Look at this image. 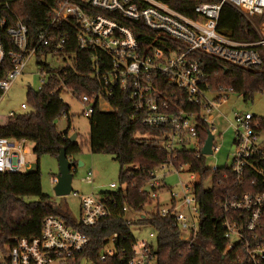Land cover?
<instances>
[{
  "label": "built area",
  "instance_id": "2783aa9c",
  "mask_svg": "<svg viewBox=\"0 0 264 264\" xmlns=\"http://www.w3.org/2000/svg\"><path fill=\"white\" fill-rule=\"evenodd\" d=\"M180 1L187 12L166 0H54L47 12L46 26L30 37L27 26L15 16L7 0H0V97L23 74L31 55L36 57L35 74L39 80L35 90H41L57 74L56 69L65 66L69 61L63 50L67 33L59 32L53 39L49 29L54 23L67 21L74 30L77 50L89 53L90 75L97 86L91 93L79 95L57 75L58 85L53 92H58L61 101L65 92L78 98L83 114L90 118L95 108L113 109L115 91L126 92L133 100L131 118L147 127L163 128L167 149H191L201 154L206 138L202 141L200 131L205 128L212 133L214 113L233 92L210 86L200 57L209 56L249 70L261 67L264 0H209L195 4ZM225 4L250 22L259 34L258 40L237 41L218 28ZM49 58H54L55 64H49ZM28 108L25 100L19 112L10 111L8 115ZM231 130L234 149L230 164L225 166L236 184L220 202L225 249L240 244L245 248L247 264H264V130L257 117L246 111L234 113ZM213 137L212 154L219 150L214 134ZM27 153L25 140L0 136V173L29 171ZM182 167L169 161L151 171L148 181L138 190H147L151 202L140 210L127 204L119 206L114 197L101 192H74L80 208L75 225L58 215H47L38 236L0 240V264H157L156 229L141 219L149 214L170 216L179 237L187 241H192L198 231L199 209L193 187L198 174L195 173L197 179L190 176V182L180 183L179 193L170 192L167 202H160L163 191H170L165 179ZM86 174L92 184V169ZM51 180L57 182L56 174ZM109 186L115 188L113 191L125 188V184L114 182ZM117 205L129 232L104 236L97 252L101 263H96L84 254L90 242L84 229L111 217ZM184 209L190 211V217ZM146 226L150 227L147 236L138 237Z\"/></svg>",
  "mask_w": 264,
  "mask_h": 264
},
{
  "label": "trees",
  "instance_id": "16d2710c",
  "mask_svg": "<svg viewBox=\"0 0 264 264\" xmlns=\"http://www.w3.org/2000/svg\"><path fill=\"white\" fill-rule=\"evenodd\" d=\"M54 0H7L10 9L28 28L32 37L36 30L45 27L48 21L47 12ZM180 11L187 12L184 2L166 0ZM186 1V0H185ZM195 4L199 1L188 0ZM218 28L230 38L251 42L259 39V34L250 22L230 5H223L219 17ZM53 37L62 31L67 33L64 51L69 56L64 67L56 69V75L41 90L28 88L26 101L28 110L9 116L0 125V136L23 139L33 143V153L37 162L43 155L59 154L60 148L66 155L75 159L81 151L80 142H71L67 131H59L56 121L65 116L69 119V107L59 98L57 91L60 78L66 87L77 91L79 95L91 93L97 82L90 75V59L88 52H80L74 40V30L70 22L54 23L49 29ZM137 34V33H136ZM137 37L139 35L137 34ZM206 67L209 84L216 90L231 89L243 100L251 99L254 93L264 92V63L257 69L235 67L209 56H201ZM132 102L129 94L115 91L111 99L113 109L102 111L95 108L89 118L90 130L88 145L91 153L109 154L120 168V184L125 188L101 193L114 197L117 204H127L134 209H142L147 202V190L139 193L151 176V171L171 161L174 166L187 165L188 171L199 175L194 183V194L198 204V231L192 241L179 237L177 228L173 226L170 216L159 214L146 215L141 222L151 224L157 235V264H247L244 246L235 245L225 249L227 240L222 228L223 211L220 202L228 192L235 188L236 181L227 166H219L211 170L205 164V156L191 149L170 151L165 146L166 132L160 127H147L138 119H132ZM257 117V116H256ZM260 128L264 130V117H257ZM202 141L207 129L200 131ZM211 179L205 188L203 181ZM112 209L111 217L98 225L84 229L90 236L89 246L84 254L96 263L97 252L102 239L113 233L127 234L129 228L121 220L119 207ZM54 214L62 217L67 223L75 225L64 218L66 212L51 201L49 195L42 191L39 165L35 170L19 173H0V240L8 241L12 237H35L39 235L44 217ZM264 237V231L262 233Z\"/></svg>",
  "mask_w": 264,
  "mask_h": 264
},
{
  "label": "rangeland",
  "instance_id": "374dc122",
  "mask_svg": "<svg viewBox=\"0 0 264 264\" xmlns=\"http://www.w3.org/2000/svg\"><path fill=\"white\" fill-rule=\"evenodd\" d=\"M49 64H55L54 58L47 59ZM36 57L31 55L28 60L27 66L22 75L17 77L11 87L6 90L0 97V125L7 121L10 111L19 112V105L26 100V93L28 88L36 89L39 80L35 74ZM210 97L214 95L209 94ZM62 100L69 107V119L61 116L57 121V129L59 131H67L69 136L73 133L77 134L76 141L81 143V151L75 156V159L83 162L82 166L76 167L72 178V192L64 195L57 196L54 193V183L51 178L57 174L58 163L54 156L43 155L37 162V158L33 153V143L26 141V160L30 163L29 170H35L37 164L41 174L42 191L49 195L52 202L57 206L68 208L72 217L78 218L79 214V198L74 195V192L79 194H88L93 192L95 195L103 191H113L115 188L109 186L114 182L116 185L120 184L119 164L106 153H91L88 145V134L90 130L89 117L83 114V106L78 98L70 96L67 92L63 93ZM239 111L249 112L257 117H264V92L254 93L251 99L243 100V98L236 93L228 95V102L222 104L218 108V113H214L212 120V133L215 136V143L219 150L211 155L205 156V164L207 167L225 166L230 164V153L234 147L231 142L232 138V124L234 122V113ZM92 169L93 183H88L86 171ZM162 172V171H161ZM193 179H197L195 173L188 171V166L183 165L178 172L170 173L165 179V183L169 186L170 191L167 189L163 191L160 202L165 203L170 198V192L173 194L180 192V183H188ZM211 179L207 178L203 181L205 188L209 187ZM190 217V211L184 209ZM129 216H133L129 214ZM135 233L138 231L133 229ZM150 227H144L139 232L138 237H146Z\"/></svg>",
  "mask_w": 264,
  "mask_h": 264
},
{
  "label": "water",
  "instance_id": "95a60500",
  "mask_svg": "<svg viewBox=\"0 0 264 264\" xmlns=\"http://www.w3.org/2000/svg\"><path fill=\"white\" fill-rule=\"evenodd\" d=\"M77 134L73 133L69 136L71 142L76 141ZM213 134L208 131L206 140L201 150L202 155L212 154ZM58 163V171L56 174L57 182L54 185V193L57 196H64L72 192V178L76 167L82 166V161L73 159L66 155L65 149L60 148L56 157Z\"/></svg>",
  "mask_w": 264,
  "mask_h": 264
},
{
  "label": "crops",
  "instance_id": "0c3cea01",
  "mask_svg": "<svg viewBox=\"0 0 264 264\" xmlns=\"http://www.w3.org/2000/svg\"><path fill=\"white\" fill-rule=\"evenodd\" d=\"M82 165H83V162H82ZM78 193V192H77ZM79 198V197H78ZM78 206H79V204H78ZM60 207V206H59ZM60 208H62V207H60ZM63 209L65 210V212H66V214H65V216H64V218L66 219V220H69L70 222H76L77 221V219L78 218H75V217H72L71 215H70V210L68 209V208H64L63 207ZM79 210H80V208H79ZM79 213H80V211H79ZM78 217H79V214H78ZM71 225V224H70Z\"/></svg>",
  "mask_w": 264,
  "mask_h": 264
}]
</instances>
